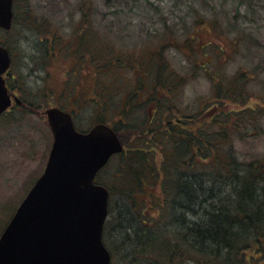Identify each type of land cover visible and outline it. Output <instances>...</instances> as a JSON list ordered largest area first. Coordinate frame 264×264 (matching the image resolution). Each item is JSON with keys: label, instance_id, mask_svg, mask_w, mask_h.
<instances>
[{"label": "rangeland", "instance_id": "obj_1", "mask_svg": "<svg viewBox=\"0 0 264 264\" xmlns=\"http://www.w3.org/2000/svg\"><path fill=\"white\" fill-rule=\"evenodd\" d=\"M87 4L91 10H83ZM14 10L16 20L13 32L6 34L0 31V41L4 42L16 57L17 66L20 68L16 78L21 85L24 84L28 92L40 97L43 94L44 78L49 72H51L49 81L53 82L56 91L60 87L62 89L65 87V79L69 77L59 71V66L64 62L55 59L44 70L42 60L38 64L32 60L33 54H36L39 60V57L45 53L44 42L39 41V37L43 36L42 29H45L43 26L51 25L47 26L49 34L63 36L66 44L77 40L73 43L74 46L79 41L83 42V47L85 49L88 47L97 57L93 62L95 65L89 69L90 74L83 79L85 96L78 89V94L84 98H93V77L98 70L97 62L110 63L114 56L121 59L136 56L135 61H137L140 59L139 56L147 54V51L155 52L158 46L169 43L171 45L165 48L163 55L169 68L179 75L180 88L170 94V100L175 102L176 112L180 113L181 118L201 114L200 124L207 114L208 118H217L219 114L217 112L220 110L228 114H238L237 117L241 116L239 118L241 121L234 118L227 119L233 123L237 122L239 126L231 134L230 142L240 156V162L264 159V0H120L111 6H107V0H17ZM84 13H87L86 20ZM202 21L207 22L209 26L217 24L220 29L226 30L227 35L219 36L222 39L219 42L216 33L214 35L209 33L210 26L208 33L203 32L205 38L203 40L205 43L212 42L213 46L217 44L220 47L222 45L229 47L228 62L215 58L212 55L214 53L212 48L200 51L196 48H187V40L194 37L196 28L199 27L198 23ZM83 35L85 39L82 38ZM233 42L236 43L234 47H232ZM105 50H108V53ZM111 51L117 55H112ZM99 52L100 56L97 55ZM209 60L214 61L211 67L213 70L215 66L225 65L227 72L223 75V79H232L237 86L239 85L242 95L217 98L216 84L205 73L194 68L197 64ZM68 65L67 69L71 71L72 63ZM116 74V68L109 73L106 72L105 83L116 84L119 78ZM70 84L75 83L70 81ZM114 93L113 90L112 94ZM110 98L113 103L110 102L102 108L95 103L89 105L83 103L84 109L77 114L80 120H77L78 127L88 130L97 122L103 121L107 124L119 125L124 136L128 124L119 121L121 118L118 95ZM94 99L99 103L97 98ZM217 100L223 105L219 103L216 110ZM63 103L69 109L75 107L74 104ZM250 111L253 115L248 120L247 114ZM44 113V110L33 114L14 110L11 114H5L0 118V235L45 169L52 147V133ZM139 121H142L141 117ZM146 126L144 122L141 127L144 129ZM140 128L131 129L129 132V136L133 135L134 138L131 137V140L127 138L128 147L136 141ZM216 131H219L218 127ZM136 145L138 146L135 142L132 146ZM209 148L211 146L202 142L203 151L199 156H214L212 153H206ZM208 159L210 166H214L216 160L211 157ZM197 163H201V158ZM116 166L117 159H113L107 167L108 170L106 171L105 168L98 174L96 182L113 187L115 183L112 181L113 177L117 180V175L114 173ZM204 188L208 191L214 190L210 185ZM215 188L214 197L217 200L223 196L224 198L231 196L226 187L219 185ZM148 192L154 194V197L149 195L147 199L152 197L154 201L160 199V188ZM122 198H124L123 194L114 190L110 204V224L105 234V242L113 253V264H154L144 260L133 263L132 260H128L130 253L126 251L127 249L122 251L117 247L121 241L118 242L119 236L114 232L121 221L119 213L126 204L123 205ZM152 204L149 202L148 210L153 208ZM155 210L153 208L154 214L152 211H146V217L142 219L149 218L152 221L151 217L157 215ZM140 211L142 212L143 209ZM134 217L131 215L134 223L139 228L142 227ZM164 217L171 223L166 216ZM187 218L191 217L188 215ZM168 227L169 232H172L171 224ZM165 235L171 234L167 232Z\"/></svg>", "mask_w": 264, "mask_h": 264}, {"label": "trees", "instance_id": "obj_2", "mask_svg": "<svg viewBox=\"0 0 264 264\" xmlns=\"http://www.w3.org/2000/svg\"><path fill=\"white\" fill-rule=\"evenodd\" d=\"M118 1L107 0V6ZM83 10L91 8L87 4ZM86 18L87 13H84V20ZM198 25L194 37L187 40V48L199 51L212 48L215 58L228 62L229 47L215 44L216 47L203 40V32L208 33L210 26L209 33H216L219 42L222 41L219 36L226 34V30L203 21ZM46 44L44 50L48 55ZM168 45L171 44L164 43L155 52L147 51L137 61L136 56L126 59L114 56L110 63L97 62L98 70L93 77V85H98L97 92L100 93L96 95L101 104L99 107L113 103L110 96L118 95L120 122L128 124L124 136L120 126L112 125L126 146V151L114 158L117 159L114 171L117 180L113 177L115 183L108 187L112 196L114 190L123 194L121 201H124L123 205L126 203L119 213L121 221L114 232L119 236L118 242L121 241L117 247L122 251L127 249L128 260L133 263L144 260L154 264H264V159L240 162V156L230 142L231 134L239 126L235 121H228L232 118L241 121L238 114L218 109L217 118H208L207 114L201 124V114L181 118L175 110V102L170 100L172 91H178L180 81L164 58ZM234 46L236 43L233 42ZM111 54L117 55L113 51ZM97 55L100 56V52ZM89 57L92 68L97 57L91 52ZM213 62L209 60L194 68L216 84L217 98L242 95L239 85L232 79H223L227 72L225 65L219 64L213 70ZM113 68L117 69L119 78L116 84L110 85L105 83L104 77ZM219 103L217 100L216 104ZM247 115L250 120L253 114L250 111ZM140 117L142 121L138 122ZM144 122L147 126L143 129ZM217 127L219 131H216ZM135 128L140 131L136 141L128 147L127 138H134L129 132ZM135 142L138 146L133 147ZM202 142L211 146L206 153L214 155L210 156L216 160L214 166L208 163L210 157L199 156L203 151ZM199 158L200 164L197 163ZM209 185L213 191L205 190L204 187ZM219 185L226 187L231 196L217 200L214 191ZM155 188L161 190L158 201H154V194L148 192ZM149 195L153 197L147 199ZM149 202L153 203L157 213L151 217L152 221L142 219L146 211L153 213V208L148 210ZM131 215L142 227L134 223ZM170 224L172 232H169ZM167 232L171 235H165Z\"/></svg>", "mask_w": 264, "mask_h": 264}, {"label": "water", "instance_id": "obj_3", "mask_svg": "<svg viewBox=\"0 0 264 264\" xmlns=\"http://www.w3.org/2000/svg\"><path fill=\"white\" fill-rule=\"evenodd\" d=\"M14 0H0V28L11 30ZM10 52L0 46V116L10 107L3 75ZM53 145L46 168L0 236V264H111L103 242L109 190L95 182L111 157L123 151L105 123L77 131L73 117L46 111Z\"/></svg>", "mask_w": 264, "mask_h": 264}, {"label": "flooded vegetation", "instance_id": "obj_4", "mask_svg": "<svg viewBox=\"0 0 264 264\" xmlns=\"http://www.w3.org/2000/svg\"><path fill=\"white\" fill-rule=\"evenodd\" d=\"M15 17L16 16L14 10L13 27L15 24ZM42 24L43 23H41V25ZM47 26H51V25L43 26L45 27V29L44 30L42 29L41 34L43 36L39 37V41L47 43L45 48L49 47V54L46 55V53H44L42 57H39V60H37L36 54H33L31 58L33 61L37 62V64L39 63L40 60H42L43 61L42 63L44 64L43 66L44 70L46 66L52 64L54 62L53 60L55 59L59 62H64L62 66H59V71L61 74H65L66 76H69L65 79V87L63 89L60 87L56 91L53 87V82L49 81L51 78V72H49L44 78V85L42 86L43 94H41L40 97H37L33 92H28L24 84L21 85L19 80L16 78V76H18L19 74L18 69H20L17 66L16 57L12 53L11 49L8 46H6L4 42L2 43L0 41L1 44L5 45L9 49L11 55V66L9 70L3 75L7 87L8 95L11 98V105L7 109L5 114H11L12 112H14V110H21L33 114V112H39L40 110H44L46 112L53 108H59L72 115L78 131L87 132L89 129L86 130L83 127H78V123H77V120H79V116H77L78 112L84 109L83 103L89 105L95 102V104L101 106V104L97 103L94 99L97 98L96 97L97 94H100L97 92L99 90L97 89L98 85L93 86V98L90 97H89L90 99L84 98L78 94L79 93L78 89H79V91L84 95L83 79L85 78L86 75L90 74L89 71L90 51L83 47L84 46L83 42L79 41L78 44L73 46V43L76 42L77 40H75L73 43L66 44L63 36H59L58 34H53V33L51 36L49 34V30ZM13 29L14 28H12L10 31H3L0 29V31L9 34L13 32ZM82 38L85 39V36L83 35ZM68 63H72L71 71L67 69ZM103 68L104 66L102 65V70ZM98 72L100 74V71ZM72 76L74 78H71ZM70 81L74 82L75 84L71 85ZM61 89L62 92L58 94ZM63 102H66V104H74L73 106L75 107L73 109H69L64 105ZM119 121L121 120L119 119Z\"/></svg>", "mask_w": 264, "mask_h": 264}]
</instances>
